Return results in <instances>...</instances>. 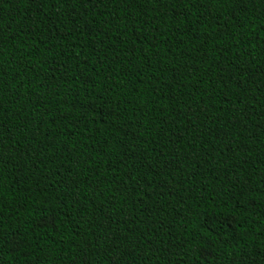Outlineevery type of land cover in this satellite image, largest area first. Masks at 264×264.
Here are the masks:
<instances>
[{
	"label": "trees",
	"instance_id": "1",
	"mask_svg": "<svg viewBox=\"0 0 264 264\" xmlns=\"http://www.w3.org/2000/svg\"><path fill=\"white\" fill-rule=\"evenodd\" d=\"M0 264H264V0H0Z\"/></svg>",
	"mask_w": 264,
	"mask_h": 264
},
{
	"label": "snow or ice",
	"instance_id": "2",
	"mask_svg": "<svg viewBox=\"0 0 264 264\" xmlns=\"http://www.w3.org/2000/svg\"><path fill=\"white\" fill-rule=\"evenodd\" d=\"M66 2H67V0H66ZM198 2L203 3V0H198Z\"/></svg>",
	"mask_w": 264,
	"mask_h": 264
}]
</instances>
